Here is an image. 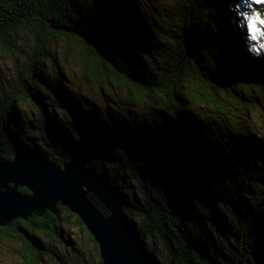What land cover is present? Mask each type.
<instances>
[{"label":"trees","instance_id":"obj_1","mask_svg":"<svg viewBox=\"0 0 264 264\" xmlns=\"http://www.w3.org/2000/svg\"><path fill=\"white\" fill-rule=\"evenodd\" d=\"M242 10L264 13V3L0 0V62L17 66L0 102V160L31 153L95 170L121 195L147 249L169 264H264V133L253 128L254 116L264 118V57ZM63 44L84 50L78 61L90 84L111 81L105 96L118 86L128 103L100 110L80 99L68 60L57 57ZM71 225L99 251L61 206L0 228V244L20 240L23 264H102L82 254Z\"/></svg>","mask_w":264,"mask_h":264},{"label":"water","instance_id":"obj_2","mask_svg":"<svg viewBox=\"0 0 264 264\" xmlns=\"http://www.w3.org/2000/svg\"><path fill=\"white\" fill-rule=\"evenodd\" d=\"M20 189L29 193L23 195ZM123 204L115 187L77 161L58 166L31 153L0 160V228L56 215L61 206L80 218L99 246L102 264H159Z\"/></svg>","mask_w":264,"mask_h":264},{"label":"rangeland","instance_id":"obj_3","mask_svg":"<svg viewBox=\"0 0 264 264\" xmlns=\"http://www.w3.org/2000/svg\"><path fill=\"white\" fill-rule=\"evenodd\" d=\"M254 2L261 4L264 3V0H252V3ZM241 17L245 22L248 37H251V45L255 54L259 57H264V23H261V21H264V13H260L257 10L253 13H251V11L249 10H242ZM252 19H257V23L255 25V32H253L252 28L250 27ZM59 47V56H57L58 60L63 64L65 63L63 61L65 58L68 60L67 62L69 63V68L73 70L70 76L72 80V85L75 88L76 95H78L80 99H84V96L88 97L96 103L95 105H97L100 110H105V106H107L108 101L114 99L117 100V105L119 109H121V107H124L125 104L128 103L126 96L123 94L121 88H119L118 86H115V88L110 86L106 92L108 96H105V84L109 85L111 81L106 83L103 82V84L97 85L90 84L88 82V80L84 77L79 66V57L84 53V50L80 46L75 44H63V46L60 45ZM62 49L67 53V55L63 54ZM73 57H77V59H73ZM16 67V64L12 61L0 62V102L5 97V95L9 93V90L15 84L13 72ZM49 67L50 69H52L51 63ZM58 104L60 105L58 109L61 111V113H66L67 116L70 115L71 119L75 118V116L70 114V108L68 109L66 106L60 104V102ZM22 111L28 114V116L38 128V130H34V136L42 137L41 132L39 131L41 129L39 126V118L32 113V110L28 105H23ZM253 128L264 133V118L261 113H258L256 116H254ZM69 228L71 237L75 245L79 249H81L82 254L85 255L86 258H88L91 262L96 261V259H99V251L96 252V250L94 249L93 243L90 240L89 235L84 232H81L75 225H71V227ZM23 247L24 244L17 239H12L11 242L0 244V264H23L20 258V255L24 251ZM53 248L56 252H58L60 256L67 257L68 259L66 260L71 263L72 255H70L68 251H65L64 249H62V247L58 246H53ZM149 250L158 256L162 264H169L165 256L158 252V250H154L153 246L149 245Z\"/></svg>","mask_w":264,"mask_h":264},{"label":"snow or ice","instance_id":"obj_4","mask_svg":"<svg viewBox=\"0 0 264 264\" xmlns=\"http://www.w3.org/2000/svg\"><path fill=\"white\" fill-rule=\"evenodd\" d=\"M257 19H258V17H257ZM257 19H252L251 23H250V27L252 28L253 32L256 31L255 25H256ZM261 23H264V21H261Z\"/></svg>","mask_w":264,"mask_h":264},{"label":"clouds","instance_id":"obj_5","mask_svg":"<svg viewBox=\"0 0 264 264\" xmlns=\"http://www.w3.org/2000/svg\"><path fill=\"white\" fill-rule=\"evenodd\" d=\"M247 7H248L249 9H251V8H252V4H248ZM256 23H257V22H256Z\"/></svg>","mask_w":264,"mask_h":264}]
</instances>
